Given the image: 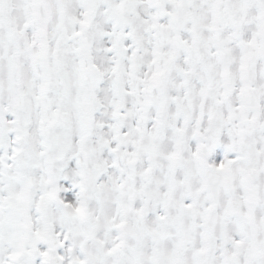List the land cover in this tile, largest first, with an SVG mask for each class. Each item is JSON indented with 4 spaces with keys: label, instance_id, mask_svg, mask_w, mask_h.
Listing matches in <instances>:
<instances>
[{
    "label": "snow or ice",
    "instance_id": "snow-or-ice-1",
    "mask_svg": "<svg viewBox=\"0 0 264 264\" xmlns=\"http://www.w3.org/2000/svg\"><path fill=\"white\" fill-rule=\"evenodd\" d=\"M0 264H264V0H0Z\"/></svg>",
    "mask_w": 264,
    "mask_h": 264
}]
</instances>
